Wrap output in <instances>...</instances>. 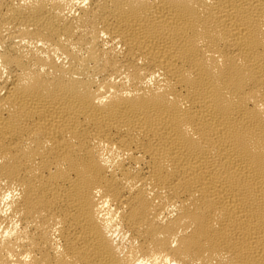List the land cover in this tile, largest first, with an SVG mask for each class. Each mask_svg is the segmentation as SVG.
<instances>
[{"label":"bare ground","instance_id":"1","mask_svg":"<svg viewBox=\"0 0 264 264\" xmlns=\"http://www.w3.org/2000/svg\"><path fill=\"white\" fill-rule=\"evenodd\" d=\"M0 264H264V0H0Z\"/></svg>","mask_w":264,"mask_h":264}]
</instances>
